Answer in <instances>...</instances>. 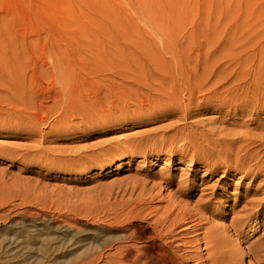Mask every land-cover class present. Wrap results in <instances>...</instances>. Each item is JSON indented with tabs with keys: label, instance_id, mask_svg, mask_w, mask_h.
Listing matches in <instances>:
<instances>
[{
	"label": "rangeland",
	"instance_id": "rangeland-1",
	"mask_svg": "<svg viewBox=\"0 0 264 264\" xmlns=\"http://www.w3.org/2000/svg\"><path fill=\"white\" fill-rule=\"evenodd\" d=\"M263 103L264 0H0V229L75 217L89 232L38 264H77L93 226L111 239L200 200L258 264L264 176L227 171L237 145L219 154L264 127Z\"/></svg>",
	"mask_w": 264,
	"mask_h": 264
},
{
	"label": "bare ground",
	"instance_id": "bare-ground-1",
	"mask_svg": "<svg viewBox=\"0 0 264 264\" xmlns=\"http://www.w3.org/2000/svg\"><path fill=\"white\" fill-rule=\"evenodd\" d=\"M219 86L217 82L211 83L214 92ZM159 93L165 94L166 91L162 90ZM94 96L86 97V104L91 106ZM79 113L84 114V109ZM80 116V120H83L82 115ZM256 129L259 132L247 129L232 133L227 142L228 148L226 150L223 148L224 153L219 154L224 157L225 152H230L237 145L236 159L233 165L227 166V171L242 176L253 174L264 176V127L257 126ZM185 140L186 138H183V141ZM168 150L175 154L183 152L181 147H169ZM164 179L169 178L164 177ZM199 201L193 208H187L173 201L174 204L167 206L160 214L154 213L148 217L144 229L127 231L121 229L111 239L101 233L103 229L101 226H93L90 229L96 232L93 240L77 252L73 259L78 257L80 260L85 259L77 264H239L236 252L228 248L230 236L223 234L218 228L202 226L203 216L198 211L201 206ZM139 216L147 217V215ZM0 218L6 219L7 216L0 214ZM11 219L7 222L21 227L0 229V264L24 262L38 264L49 258H55L56 253L63 254L66 250L70 252L69 248H72L76 241L78 242L77 237L89 232L87 223L75 217L69 219L66 213H61L56 218L44 215L40 217V222L38 217H31V223L26 226L24 223H11ZM183 223L185 224L181 227ZM199 229L203 230L198 231ZM195 230L198 231L197 234L202 235L196 238L186 236ZM181 231H184V236H180ZM237 232L235 229L234 233ZM220 238L223 240L219 241ZM113 240H120L124 244L114 247L112 252L105 251L104 247ZM18 257L20 259L17 263L8 261ZM253 257L256 263L264 264V255Z\"/></svg>",
	"mask_w": 264,
	"mask_h": 264
}]
</instances>
